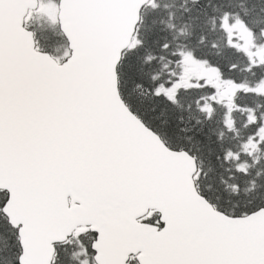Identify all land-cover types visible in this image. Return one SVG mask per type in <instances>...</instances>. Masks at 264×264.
<instances>
[{
	"label": "snow or ice",
	"instance_id": "1",
	"mask_svg": "<svg viewBox=\"0 0 264 264\" xmlns=\"http://www.w3.org/2000/svg\"><path fill=\"white\" fill-rule=\"evenodd\" d=\"M0 264H264V0H0Z\"/></svg>",
	"mask_w": 264,
	"mask_h": 264
}]
</instances>
